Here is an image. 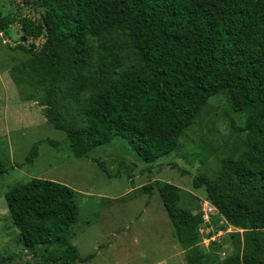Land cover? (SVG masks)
<instances>
[{"label":"trees","instance_id":"1","mask_svg":"<svg viewBox=\"0 0 264 264\" xmlns=\"http://www.w3.org/2000/svg\"><path fill=\"white\" fill-rule=\"evenodd\" d=\"M21 1L36 16L0 0V32L18 28L15 49L28 56L21 72L43 92V116L66 135L75 158L118 137L140 161L154 163L176 150L212 96L224 92L233 100L234 112L246 117L235 129L244 137L214 176L193 178L192 188L204 186L225 224L243 231L234 235L242 253L218 259L212 251L218 243L202 250V213L182 206L178 187L156 188L186 264H264V0ZM43 142L56 145L35 143L26 165ZM15 166L0 160V176ZM4 200L23 248H43V264L92 258L81 257L71 241L78 216L72 189L31 179Z\"/></svg>","mask_w":264,"mask_h":264},{"label":"rangeland","instance_id":"2","mask_svg":"<svg viewBox=\"0 0 264 264\" xmlns=\"http://www.w3.org/2000/svg\"><path fill=\"white\" fill-rule=\"evenodd\" d=\"M13 5L22 16H36L21 0H13ZM11 29L9 36L0 32V160L18 167L0 176V264L44 262L43 248H23L4 200L7 191L31 179L57 182L76 193L78 216L69 227L71 241L81 257L92 255L76 264H186L156 188L164 183L183 190L182 206L194 215L207 216V222L199 225L202 250L208 252L211 243H218L221 248L212 250L218 259L242 253L243 245L234 235L243 231L226 225L217 212L211 214L204 186L192 188L193 178L214 176L220 159L244 137L235 129L244 125L246 117L234 112L233 100L224 92L212 96L176 150L154 163L140 161L118 137L86 158H75L66 135L43 116V92L30 86L21 72L20 62L28 56L15 49L19 33L18 28ZM43 140L56 145L39 144L37 158L26 165L32 146ZM94 160L103 162L104 170ZM147 185L152 186L150 194L141 190Z\"/></svg>","mask_w":264,"mask_h":264},{"label":"built area","instance_id":"3","mask_svg":"<svg viewBox=\"0 0 264 264\" xmlns=\"http://www.w3.org/2000/svg\"><path fill=\"white\" fill-rule=\"evenodd\" d=\"M206 204L207 205H209V207H210V211H213V212H211V214H213V213H215L216 212V210L209 204V203H207L206 202ZM202 219H203V223L205 224V222H207L206 220H207V216H205V214L202 216Z\"/></svg>","mask_w":264,"mask_h":264}]
</instances>
